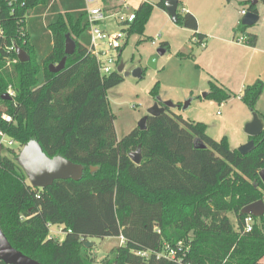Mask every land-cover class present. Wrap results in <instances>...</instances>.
<instances>
[{"label": "trees", "instance_id": "1", "mask_svg": "<svg viewBox=\"0 0 264 264\" xmlns=\"http://www.w3.org/2000/svg\"><path fill=\"white\" fill-rule=\"evenodd\" d=\"M102 3L111 9L109 0ZM155 5L165 10L164 0ZM180 5L178 0L176 24L193 31L192 44L199 45L205 35ZM153 7L143 1L135 9L118 61L128 38L144 34ZM246 10L257 13L256 4L249 1ZM0 25V130L19 146L34 138L47 156L61 155L83 166L77 181L34 188L15 158L1 154L0 143V228L13 248L40 264H264V215L252 216L246 232L241 213L250 203L264 202L259 177L264 130L250 137L254 149L242 155L225 137L209 136L203 122L166 107L158 116H147L145 130L136 127L118 139L107 90L123 75H101L88 51L84 0H0ZM238 26L245 44L255 46L256 35ZM66 35L75 50L62 70L50 72L48 65L65 56ZM16 46L28 60H18ZM158 49L166 52L169 44L162 41ZM8 88L13 95L2 98ZM263 88L256 79L239 96L251 112H257ZM151 94L158 96V82ZM233 96L215 79L209 81L205 98L222 103ZM7 115L12 122L3 119ZM139 145L142 160L134 164L128 153ZM51 225L62 227L63 239L50 235ZM120 235L124 243L100 261L96 244L84 245Z\"/></svg>", "mask_w": 264, "mask_h": 264}, {"label": "rangeland", "instance_id": "2", "mask_svg": "<svg viewBox=\"0 0 264 264\" xmlns=\"http://www.w3.org/2000/svg\"><path fill=\"white\" fill-rule=\"evenodd\" d=\"M118 1L109 0V4L114 5ZM144 1L154 5L151 16L145 25L144 34L142 36L131 35L120 56L119 63L121 62L124 65L123 72H128L129 75L124 76L121 83L107 90V99L114 115V129L118 139L138 126V123L147 114L148 109L154 104L156 99H161L160 92L176 95L183 91L182 86L196 83L206 89L193 90L192 97L197 95L202 97V94L208 90V77L206 73L199 71L198 65L202 66V63L208 61L214 69L218 71L226 69L230 72V70H236L249 58V55L245 56L242 55L243 53H238L240 48L234 45L228 46L227 51L226 48H223L222 43L213 39L210 35H213L216 30L213 24L220 13L222 15L218 19V28L222 31L225 24L234 17L237 11L243 8L247 9L251 0H192L195 9L199 8V5L205 6L203 8L204 12L199 14L200 26L209 36L206 40L210 49L212 48V54L208 53L205 57H200V63L190 57L177 56V51L182 50L185 46H189V50L185 47L183 49L185 50L184 52L193 51L195 54L201 52L203 48L200 45H190L187 32L173 23L170 17L155 5L159 0ZM258 1L259 21L257 24L252 25L253 30L264 26V2L262 0ZM140 3V0H131L129 5L136 9ZM240 19L241 16H239ZM248 28H251V26ZM241 34L237 30L235 39L241 38ZM139 40L140 42L138 43ZM161 41H167L170 48L157 57L156 67L152 68L148 61L151 56L156 54ZM191 47H193L192 50ZM135 69H139L142 72L141 77H136L132 74ZM249 74L247 78L252 76ZM227 78L226 85L230 86V89L234 88L232 91H236L241 84L242 78L237 76H228ZM261 80L263 81V79ZM253 81L249 83L251 84ZM156 82L159 85V94L154 97L151 94V90ZM190 95L186 96L183 103L189 100L187 98ZM170 109L177 114H182L184 118L189 120L203 122L206 125V133L209 136L216 140L225 137L232 149H237L248 141V136L243 129L244 124H241L239 119L249 109L239 100L231 99L230 102L221 104L211 98H202L193 101L192 104L187 105L185 108L180 106ZM249 113L252 116L253 112L249 110ZM0 132L1 154L14 159L22 146L11 140L1 130ZM229 218L235 224V217L232 213H229ZM57 231L59 232L58 227L51 225L50 232L55 234ZM62 236L63 233L60 232L59 237ZM91 241L96 244L94 252L98 261L105 257L109 248L120 244L115 237H108L101 241L95 238Z\"/></svg>", "mask_w": 264, "mask_h": 264}, {"label": "water", "instance_id": "3", "mask_svg": "<svg viewBox=\"0 0 264 264\" xmlns=\"http://www.w3.org/2000/svg\"><path fill=\"white\" fill-rule=\"evenodd\" d=\"M257 0H251V4L255 5ZM165 10L170 17L171 21L176 24L178 21L177 10L178 0H164ZM259 19L257 13L247 10L245 15L241 17L240 23L247 27L254 25ZM75 50V42L73 39L66 35L64 53L65 56L57 64H49L48 69L50 72H58L64 68L66 56L70 55ZM17 58L19 61L24 62L28 60V55L20 47H15ZM165 53L164 51L157 48L156 54L150 57L148 64L152 67H156L157 57ZM124 65L119 63L117 72L124 76L129 75L128 72H123ZM132 74L136 77H141L142 72L139 69H135ZM206 93L202 94L205 98ZM2 98L10 99L7 93L2 95ZM190 100H187L182 105L174 104L171 101H161L159 98L156 99L154 104L148 109L147 114L140 120L137 128L139 130L146 129V118L147 116H158L165 112V108L180 107L185 108L189 105ZM244 132L251 138L258 136L263 132L264 126L259 118L257 112L252 113V119L244 125ZM196 146L203 147V144L198 143ZM254 149V142L249 139L245 144L240 145L237 151L244 155ZM128 157L134 164H139L142 160L141 146L139 145L136 150L130 151ZM15 161L18 166L24 172L26 179L30 186L34 188H46L53 184L56 180H73L77 181L83 176V166L81 164L73 163L61 155H55L49 157L43 152L39 142L32 138L27 143L22 145L21 150L15 157ZM92 168L91 170H93ZM259 177L264 183V168L259 171ZM241 213L244 215H251L253 217H261L264 215V202L258 200L250 203L241 209ZM93 242L87 240L84 242L85 246H92ZM0 260L4 264H40L39 262L29 258L20 251L16 250L11 246L0 228Z\"/></svg>", "mask_w": 264, "mask_h": 264}, {"label": "crops", "instance_id": "4", "mask_svg": "<svg viewBox=\"0 0 264 264\" xmlns=\"http://www.w3.org/2000/svg\"><path fill=\"white\" fill-rule=\"evenodd\" d=\"M180 2H181L180 8L182 11L190 12L195 16V18L197 20V32L205 35V41H204L205 46L202 47L203 50H201V52H198V54L193 53V51L184 52L185 50H183V49L185 47H187L189 50V46H185V47H183L182 50H179L177 52H180L183 54H191V55H193V57L191 59L200 63V61H199L200 57H205L208 53L212 54V48L210 49V47L207 44L208 42L206 40V38L208 39L209 36H207V33H205V31L200 26L199 14L200 13L202 14L204 12L203 8L205 6L199 5L200 7L199 8L196 7L197 9H195V7L193 6L192 0H180ZM258 2L259 1L257 0L256 9H257V14L259 15L260 12L258 10ZM84 4H85V2H84ZM162 11L164 13H166V15H168L166 10H162ZM239 12H240V10L237 11L236 14H234V17L232 19H230V21L228 23L225 24L224 30L222 29V31L219 30V28H218V26H219L218 25V19L221 18V15H222V13H220L217 16V18L213 24V27L216 30L214 31L213 35H210V36H212L213 39H216L220 43H222L223 48H226L227 51H228V46L230 47L231 45H234L235 47L240 48L238 53H243L242 55H245V56L249 55L248 60L245 63H243L240 67L236 68V70H230V72H228L226 69L222 70V71H218V70L214 69V67L208 61H205V63H202V66L198 65L199 71L206 73V75L208 77L207 89H209V81L211 79H215L218 83H220L221 85L227 87L229 90L232 91V89L234 90V88L230 89L229 88L230 86L228 87L226 85V82L228 79L227 77L228 76H232V77L237 76V77L242 78V81H241L239 88L236 91H232L236 94V96H233L230 99H228L227 101L222 102V103H228V102H230L231 99L239 100L240 102H242L240 100L239 96L242 94L244 87L246 85H248L249 82H251L253 80L255 81L256 79H263V81H264V26L257 27L255 30H253L252 26H251V28L247 27V29H246V31L248 33H252V34L256 35L257 40H256L255 46L251 47L245 43L237 42L235 39L236 38V32H237V30H239L238 25H239L240 20H241V19L239 20V16H240ZM258 21H259V19H258ZM257 22L255 24H257ZM180 28L187 32L188 41H189L190 45H193L192 40H191V36H192L193 31H191L187 28H183V27H180ZM165 42H167V41H165ZM169 48H170V45H169ZM192 48L193 47H191V50H192ZM237 69H238V71H237ZM249 72H250V74H249ZM248 74L252 75V76L250 78H247ZM227 84H229V83H227ZM196 89L200 91V90H205L206 88L202 87V85H200V84L198 85L196 83L195 84L194 83L193 84H186L185 86H182L183 91L180 94L174 95L171 93L168 94L165 92L164 93L160 92L161 99L160 98L159 99L161 101H171L176 105L177 104L182 105L183 100L186 98V96H188V94L189 95L191 94L190 97L187 98L190 100V103H189V105H190V104H192L193 101L203 98L200 95H197L196 97H192L193 96L192 92H193V90H196ZM255 108H256L258 115H259V118L261 119L263 126H264V122H263L264 121V88H263L262 94L260 95V97L256 103ZM180 115L184 118V116L182 114H180ZM251 118H252V116L249 113V110H247L246 112H244L243 116H241L239 120H240L241 124L245 125L247 122H249L251 120ZM185 119H188V118H185ZM247 139L249 140L250 137L248 136ZM58 229H59V232L57 231L55 234H53V232H49V233L51 236H54V237L59 238L61 240L64 237V231L62 230V227H58ZM50 230H51V226L49 228V231ZM60 232L63 233L62 237H59ZM115 238H117V237H115ZM118 242H119V239H118ZM263 262H264V258H263Z\"/></svg>", "mask_w": 264, "mask_h": 264}, {"label": "built area", "instance_id": "5", "mask_svg": "<svg viewBox=\"0 0 264 264\" xmlns=\"http://www.w3.org/2000/svg\"><path fill=\"white\" fill-rule=\"evenodd\" d=\"M143 1L140 0V2ZM84 2V12L90 36L88 51L96 58L100 74L107 75L117 70L120 48L123 46L128 29L135 19V8L129 5L131 0H119L112 5L111 9L107 10H105L102 0H84ZM246 11L244 8L241 9L239 12L240 16H244ZM3 34L4 30L0 25V36H4ZM236 41L246 43V37L242 35ZM199 45L204 47L205 42L200 41ZM6 93L10 97L13 95L11 88H8ZM4 120L12 122V118L9 115L5 116ZM252 224L253 217L246 215L244 218V229L246 232L251 231ZM117 238L120 244L124 243L125 239L122 235ZM139 254L146 256L147 252H139Z\"/></svg>", "mask_w": 264, "mask_h": 264}]
</instances>
